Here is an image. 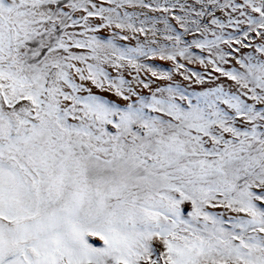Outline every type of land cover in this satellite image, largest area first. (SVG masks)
<instances>
[{"label": "snow or ice", "instance_id": "snow-or-ice-1", "mask_svg": "<svg viewBox=\"0 0 264 264\" xmlns=\"http://www.w3.org/2000/svg\"><path fill=\"white\" fill-rule=\"evenodd\" d=\"M0 264H264V0H0Z\"/></svg>", "mask_w": 264, "mask_h": 264}]
</instances>
